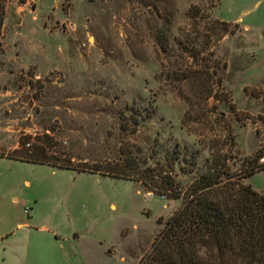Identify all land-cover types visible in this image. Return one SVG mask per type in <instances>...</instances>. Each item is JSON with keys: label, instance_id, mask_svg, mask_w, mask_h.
I'll list each match as a JSON object with an SVG mask.
<instances>
[{"label": "rangeland", "instance_id": "1", "mask_svg": "<svg viewBox=\"0 0 264 264\" xmlns=\"http://www.w3.org/2000/svg\"><path fill=\"white\" fill-rule=\"evenodd\" d=\"M5 3L0 264H144L195 177L264 152V0ZM27 134L90 164L131 154L180 193L12 156ZM241 180L264 194V168Z\"/></svg>", "mask_w": 264, "mask_h": 264}, {"label": "trees", "instance_id": "2", "mask_svg": "<svg viewBox=\"0 0 264 264\" xmlns=\"http://www.w3.org/2000/svg\"><path fill=\"white\" fill-rule=\"evenodd\" d=\"M4 14L5 0H0V24ZM26 136L31 135L23 139ZM11 154L22 159L50 161L44 156L53 155L62 166L132 178H140L143 169L146 172L143 178L150 186L180 193L169 169L142 168L131 154L119 162L90 164L87 158L76 159L68 151L62 157L58 150L53 152L44 143L35 144V140L28 139L21 140ZM263 155L260 150L248 157L244 173L239 176L222 169L216 161L195 177L144 264H264V194L250 182L241 180L264 168V161L257 163Z\"/></svg>", "mask_w": 264, "mask_h": 264}, {"label": "crops", "instance_id": "3", "mask_svg": "<svg viewBox=\"0 0 264 264\" xmlns=\"http://www.w3.org/2000/svg\"><path fill=\"white\" fill-rule=\"evenodd\" d=\"M7 0H5V2H6ZM8 5V4H7ZM6 5V3H5V12L6 13H8V11H9V8H8V6ZM20 223H22V222H20Z\"/></svg>", "mask_w": 264, "mask_h": 264}]
</instances>
